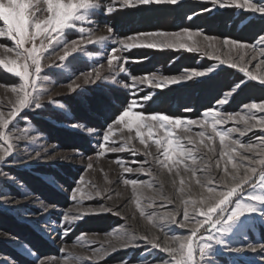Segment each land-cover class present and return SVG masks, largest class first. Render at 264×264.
Returning <instances> with one entry per match:
<instances>
[{"label": "rangeland", "instance_id": "374dc122", "mask_svg": "<svg viewBox=\"0 0 264 264\" xmlns=\"http://www.w3.org/2000/svg\"><path fill=\"white\" fill-rule=\"evenodd\" d=\"M189 1L207 2L210 5V9H212L211 11H207V13L215 11H229L232 13L234 21H238L237 33L239 32L242 38L223 36L219 34V30L212 31L199 28H184L178 31L157 30L150 32H137L133 34H123L122 32L118 34L109 22L102 20L100 17L101 15L110 16V14H99L94 17L95 23L93 25L84 26L93 29L95 38L108 37V40L106 43L96 45H90L85 41H82L80 47L84 49V51L73 54V56H77L86 61L89 64V70L80 73L72 71L71 57L73 56L68 57L66 61L62 62L60 57L63 56L64 53L62 50H59L55 44L49 48L48 52L44 53L45 58L42 60L41 76H46L42 85L46 91L40 101L43 107L50 104L53 107L68 113L66 107L60 101V98L73 95L76 91L97 83L126 88L133 95V99H137L138 102L142 104L149 101L140 99L145 94L151 93L153 96L160 91L179 87L192 82L188 81L181 84L171 85L164 87L163 89L150 88L147 83H136L133 80V77L141 78L145 75L151 74L172 77L183 74V71L168 75L159 71H154L147 74L134 75L126 65L129 61L126 57V53L131 52L134 49L145 47H131L127 50L117 52L116 55L121 57V61L114 62L113 69L109 70L107 58L110 54V49L120 48V45L113 41L125 40L128 44L149 42L160 44L162 42L172 41L175 43H185L189 46H192L193 42H196L198 51L188 53L196 54L200 59H206L208 64L206 67L199 65L194 69L204 70L209 66H214L216 70L207 77L193 80L194 84L204 85L203 82L213 79V84H207L203 86L202 89L203 91L207 88L211 89H207V92L209 93L210 91H216L219 87L220 90L214 95L218 99L226 94L227 91L226 88L223 87L226 83H220L218 77H216L221 71L227 69L234 70L241 75L240 78L243 79L241 81L244 82L242 89L238 90L233 97L230 98L229 103L223 106H218L216 100L208 109L219 107L220 110L226 112L246 111L243 109L244 104L238 107L235 111H231L229 107L230 104L231 106H234L237 97L242 94L243 88L248 87L246 89V91H248L249 89H253V87L250 86L251 84H256L261 87L264 86L260 85L258 81H249L247 77L238 70V68H228L226 65H220L218 59H211L210 57H219L221 59L232 61L238 65H243L247 67L250 72L257 75L264 74V64H261L260 68L255 67L257 63L264 60V57L259 56L252 47L253 45H256L257 48L261 47L259 45L258 37L264 35V19H260L258 14L254 18L252 14L243 13L240 10L232 8H214L210 3V0H182V3ZM38 7L43 8L44 5L40 3ZM37 15H39V13H37ZM41 19H43V17H41ZM132 22L133 21H131V23ZM255 22H257V24ZM108 27H111L114 30L111 36L108 32ZM201 28H203V25ZM245 29L252 35L244 33ZM119 32H121V30ZM160 32H191L193 35L191 39H188L186 35L179 39L174 37L138 35L140 33ZM197 32H199L200 35H195ZM79 35L78 31H72L67 38L69 40L77 39ZM205 36L214 39L206 41L204 39ZM128 37H132L133 39L128 40ZM40 39H43V37ZM224 40L236 41L240 44L248 45V47L239 48L231 45L226 46L223 44ZM39 43L40 40L38 39L37 45H39ZM0 45L12 47L13 42L6 38H0ZM150 49L158 51H184L183 49L174 50L173 48L168 47H163L162 49L159 47ZM89 53H91V55H89ZM241 55L244 56V60L239 59ZM253 56H256V59H251V62L249 63L250 58ZM0 59H16V57L14 53L6 52L3 47H0ZM19 62L22 63L23 61ZM117 63H119L120 66L125 67L127 71H118ZM94 70L99 71L101 79L96 80L93 83L91 81L95 79L96 76V71ZM4 71L7 72L6 70ZM52 71L64 73L63 75L67 76L65 77L67 80L62 83L57 82L56 79L53 78V74L50 75ZM12 75L17 79L13 84L0 81V109L5 111L11 107V102L15 101L14 94L9 88H6L5 85H15L19 83V78L14 74ZM69 84H72L73 87L79 85V88L74 92L69 87ZM233 84L234 83H231L230 85ZM125 85H128V87H125ZM248 94L249 93L244 92L240 97V100L248 98ZM50 101L56 103H50ZM254 101H264V95L255 100L246 102L245 104ZM197 105L198 102H192L190 104L192 108L190 109L193 111L195 107L197 108ZM138 109L139 108L136 110L139 111ZM35 110L36 109L26 110L21 113V116L25 117L26 113L32 114ZM192 111H185L184 115H189ZM203 112L196 117L182 116L178 118H183L185 120L198 119ZM257 115L261 116L264 115V113H257ZM71 125L73 124H66L65 126L71 130L73 129L90 136L92 148L94 149L92 154H87L85 151H80L75 148H66L51 142L36 128V126H34L27 116L24 120L18 123L17 128L20 132L22 133L24 129H28V134L25 138L14 141L16 147L13 150V155L6 158L4 162H0V264H39V260H44L45 264H62L63 259L69 254H71L72 257L79 258L91 257V259H85L84 264H120L122 260H127L129 264H136L140 253L144 251L143 247L137 249H125L120 247L123 241L117 239L119 233L127 230L138 236L147 235L149 239H155L158 243L170 245L172 244V241L169 239L170 234L176 233L182 235L191 229V224H189L187 228H181L177 225L164 222V230H161L159 227H154L149 224L145 217H141L140 211L136 207V201L139 200L141 208L146 212H156L163 215L167 211L176 209L182 214L184 205L182 203L181 195H183V198H188L189 195H191L192 198H198L202 193L206 195L204 190L195 184V180L192 178L191 174L184 172L182 166L180 168L181 176H176L175 171L172 174H169L167 169H163L155 163L153 157L158 155L155 146L153 145L150 149L152 155L146 156L144 155V146L140 145L138 140H133L129 145L130 148L134 147L135 150H137L138 154L135 156H133L130 151L104 153L102 149L97 147V145L101 143L100 137L105 133L109 125H113V122L98 129L89 128L81 123H77V125L81 126L79 128H73ZM231 126L232 124L229 122L224 127ZM239 127H242V125H239ZM86 129H93L94 131L88 132ZM199 130L200 129L198 128H193L192 132L195 133ZM113 131L115 132V135L110 137L109 143L112 140H118V143L115 146H120V144L124 142V139H121V137L127 138L129 133L126 130L121 133L119 131V126L116 125H113ZM176 134L181 137L185 135V133L180 130H177ZM262 134L264 133H261L259 129H254L244 137H239L238 133L233 135L240 138L243 142L251 141L253 143H258L256 137ZM33 136L36 137L35 140L32 139ZM145 138L147 139L146 134ZM193 138L198 139L195 136ZM184 143L186 144L187 141L185 140ZM210 147L218 149V140L214 145H210ZM37 153L40 154L39 157H37ZM98 153L102 154L98 155ZM198 154L204 155L210 162H214L216 159L215 152H208L207 149L202 147ZM117 160L121 163H116ZM133 160H147L148 163L143 166L145 168L151 166L155 173V178L139 172H123V167L121 165L132 168L140 167L139 164L132 163ZM89 164L93 165L91 169L88 168ZM211 166L213 169L212 175L217 176L220 175V169H223L224 162L221 161L220 169H216L214 163H212ZM228 167L231 171V165H228ZM28 174L32 178V182L33 180H36L37 183L43 185L45 188L41 186L39 187V185L36 187L35 185L37 183L33 182L34 185L30 183V177H26ZM199 175L202 174L198 173V176ZM81 177L84 181L83 184L78 183ZM124 178L137 179L139 181H144L145 184L137 185L134 194L133 186L125 185L123 183ZM181 178L184 180V194L178 192V189L181 187ZM148 183L152 184L151 188L146 186ZM189 186H191L190 193L188 191ZM77 187L81 188L85 194H91L92 196L91 199H83L82 205L79 207L71 199L72 190ZM43 189L47 192H44ZM96 190H99L104 198L96 196ZM109 195L111 196V199L107 198ZM162 196L167 197L173 201V203L169 204L167 200H162ZM77 199H80L79 194ZM150 202H152L154 206L152 208H147V204ZM162 204L165 205V207H160ZM101 205L113 209V211L118 214H113L112 212H100L99 214L85 215L82 219L72 222L64 221L62 218V214L64 213H67L70 216H78L83 209H98ZM189 210L191 211V208ZM155 222L157 224L160 223L159 220H156ZM65 228L70 229L67 235H64ZM82 234L86 235L82 236ZM154 235H157V237L154 238ZM230 242L233 246L239 247H244L248 243L264 242V223L254 224L246 230V236L231 238ZM139 243L143 246L145 242L139 241ZM113 247L118 250L111 252L109 255H104V250L110 251ZM62 248L65 249L64 252L60 251ZM96 248H100L101 252H97L96 255L93 256L92 250ZM29 250L35 253V255H30ZM261 254L259 248L255 253L247 250L239 254L228 253L225 251L219 252L213 257V261L214 264H264V260L260 259ZM157 256L166 257L167 254L160 253L158 250H152V253L148 256V260H153ZM37 258H39V260Z\"/></svg>", "mask_w": 264, "mask_h": 264}, {"label": "snow or ice", "instance_id": "6c2138e0", "mask_svg": "<svg viewBox=\"0 0 264 264\" xmlns=\"http://www.w3.org/2000/svg\"><path fill=\"white\" fill-rule=\"evenodd\" d=\"M42 3L43 8L38 7ZM182 3V0H0V38H6L13 42L12 47L0 45L6 52L14 53L16 59H0V67L8 73L14 74L19 78V83L15 85H5L15 96V101L11 102V107L6 111L0 109V162L13 155L16 147L14 141L23 139L28 134V129L21 133L17 128L20 121L25 117L21 116L26 110H39L43 107L41 98L45 93L43 82L46 79L41 76L42 60L45 58L44 53L49 51L52 45H56L62 50L64 55L60 60L66 61L73 54L84 51L80 47L82 41L87 44L96 45L106 43L108 37L95 38L93 29L84 25H93L94 17L99 14H112L119 9L138 8L140 6L170 5L175 6ZM213 7L219 9L232 8L240 10L243 13L252 14L255 18L258 14L260 19H264V0H210ZM212 9H205L211 11ZM39 13V15H37ZM43 17V19H41ZM247 18V17H245ZM72 31H78L80 34L77 39L69 40L67 37ZM113 29L108 27L110 36ZM86 34V35H85ZM140 36H160L181 38L186 35L191 39L193 33H140ZM195 35H200L199 32ZM43 37V39H40ZM40 40L37 45V40ZM128 40L133 39L128 37ZM206 41L214 38L205 36ZM259 45L257 48L253 45L254 51L261 57H264V35L258 37ZM120 48H111L107 58L109 70L113 69L114 62L121 61V57L116 55L117 52L127 50L131 47L145 48H173L174 50L183 49L187 52L198 51L196 42L192 46L185 43H175L172 41L157 43H135L128 44L125 40H116ZM224 45L233 47L247 48L248 45L240 44L236 41L224 40ZM28 45V46H26ZM211 46V45H209ZM91 55V53H89ZM218 59L220 65H226L228 68H238L249 81H258L264 86V74L257 75L250 72L247 67L238 65L232 61L221 59L219 57H210ZM244 60V56L239 57ZM256 59V56L250 58ZM19 61H23L20 63ZM264 64L261 60L256 64L260 68ZM102 66V65H101ZM117 70L126 72L127 69L117 63ZM214 66H209L204 70L185 69L179 76H156L155 74L145 75L141 78L133 77L136 83L147 85L150 88L163 89L164 87L185 83L188 81L199 80L209 76L215 71ZM95 79L91 82L101 79L97 70ZM243 81L234 83L229 86L226 94L217 99V105L223 106L229 103L230 98L242 89ZM72 91H76L79 85L75 87L69 84ZM128 87V85H125ZM148 101L152 99V94H145L140 98ZM50 103H56L50 101ZM143 105L137 99H132L126 103L118 117L113 121V125L119 126L122 133L125 130L129 133L127 138L120 146H115L118 140H112L110 137L115 135L113 125H109L105 133L100 137L101 143L97 145L104 153H119L130 151L133 156L137 155L134 147H129L133 140H138L140 145L144 146V155L151 156V147L154 145L158 155L153 157L155 163L167 169L169 174L175 171L176 176H181L180 168L184 172L190 173L195 180V184L204 190L198 198H183L184 205L182 214L176 209L165 212L160 215L156 212H146L141 208L139 200L136 201V207L140 211V216L145 217L148 223L154 227L164 230V222L177 225L181 228H187L189 224L191 229L184 234H170L171 245L158 243L155 239H149L147 235H136L135 233L125 230L117 235V239L123 241L120 247L125 249H137L143 247L144 251L140 253L136 264H214L213 257L219 252H228L239 254L245 250L253 253L260 249L262 253L261 260H264V242L248 243L244 247L233 246L231 238L246 236V230L256 223H264V134L256 137L258 143L243 142L233 134L238 133L239 137H244L254 129H259L264 133V115L258 116L257 113H264V101L250 102L243 105L246 111L226 112L219 107L211 108L204 111L198 119H183L171 117L163 113H144L137 111ZM185 111H192L185 108ZM19 118V119H18ZM231 122V127H224ZM242 125V127H239ZM73 128H79L80 125L73 124ZM193 128L200 129L195 133ZM177 130L185 133L183 137L177 135ZM93 132V129H86ZM19 133V134H18ZM134 133V135H133ZM147 135V139L145 138ZM198 139H194L193 137ZM36 139L35 136L32 137ZM187 141L185 144L184 141ZM218 140V149L210 147ZM207 149L208 152H215L216 159L210 162L200 152V148ZM102 153H98L100 155ZM39 157V153L36 154ZM226 158V159H225ZM221 161L224 162L223 169H220ZM116 163L120 164L119 160ZM132 163L139 164L140 167H123V172H139L155 178L152 167L145 168L147 160L135 161ZM212 163L216 169H220V175H212ZM228 165H231V171ZM92 164L88 165L91 169ZM198 173L202 174L198 176ZM230 181V182H229ZM79 184H83L81 177ZM125 185H132L135 194L136 186L145 184L144 181L137 179L124 178ZM181 187L178 189L180 194L185 193L184 180H180ZM147 187L151 188L152 184L148 183ZM95 187V186H93ZM191 192V186L188 188ZM80 199H77V196ZM96 196H102L99 190L95 192ZM91 199V194H85L81 188L77 187L72 190L71 199L79 207L83 199ZM111 199L109 195L107 197ZM162 200H167L169 204L173 203L165 196ZM152 202L147 204V208H152ZM165 207V205H160ZM191 208V211L189 210ZM100 212H112L113 209L101 205L98 209H83L80 215L70 216L67 213L62 214L64 221L72 222L80 220L85 215L99 214ZM179 217V218H178ZM159 220L157 224L155 221ZM203 230V231H201ZM70 229L65 228L64 235ZM167 234V233H166ZM86 235V234H82ZM80 239V238H78ZM139 241H144L142 246ZM118 249L113 247L104 250V255H109ZM152 250H158L160 253H166L167 256L159 260H148ZM64 252L65 249H61ZM93 256L101 252L100 248L93 249ZM30 255L35 253L29 250ZM39 260V258H37ZM85 259L72 257L69 254L62 261V264H84ZM39 264H45L44 260H39ZM120 264H129L127 260H122Z\"/></svg>", "mask_w": 264, "mask_h": 264}, {"label": "trees", "instance_id": "16d2710c", "mask_svg": "<svg viewBox=\"0 0 264 264\" xmlns=\"http://www.w3.org/2000/svg\"><path fill=\"white\" fill-rule=\"evenodd\" d=\"M205 9H210V5L207 2L189 1L175 6L154 5L126 8L125 10L116 11L110 16L101 15L100 17L102 20L109 22L118 34L122 32L123 34H133L157 30L178 31L184 28H199L212 31L219 30V34L223 36L242 38L240 33H237L238 21H234L232 13L229 11L207 13ZM131 21L133 22L131 23ZM255 23L257 24V22ZM202 25L203 28H201ZM246 29L245 31L243 30L244 33L252 35ZM120 30L121 32H119ZM126 57L129 59L126 65L134 75H142L154 71L168 75L180 73L185 69H194L199 65L206 67L208 64L206 59H200L196 54H190L186 51H158L150 48H138L126 53ZM71 65V69L75 73H80L90 68L86 61L77 56L71 57ZM51 74H53L52 76L57 82L62 83L67 80L65 78L67 76L63 75L64 73L52 71ZM240 76L238 72L227 69L221 71L216 77H218L220 83H226L223 87L227 90L231 83H239L243 80ZM15 80L17 79L12 74L5 72L0 67L1 82L13 84ZM211 83L213 84V79L203 82L204 85H196L192 81L179 87L160 91L153 95L151 100L142 103L143 107L138 110L144 113H164L172 117H196L217 100L214 95L220 90L219 87L216 91H210L209 93L207 92L208 88L204 89V91L202 89L203 86ZM250 86L253 89L246 91L248 87H245L242 90V94L247 92L249 97L240 100L242 94L238 96L234 106L230 104L229 108L231 111H235L242 104L264 95V87L256 84H251ZM132 96L126 88L97 83L78 90L73 95L60 98L68 113L47 104L41 109L35 110L32 114L26 113L25 117L27 116L34 126L51 142L92 154L94 149L92 148L90 136L73 129L71 130L65 125L81 123L89 128L96 129L107 126L118 117L126 103L133 99ZM192 102H198L197 108L195 107L189 115H184L185 108H192L190 106ZM26 177L29 178L30 175L28 174ZM29 181L32 184L33 182L37 183L36 180L32 182L31 177ZM38 185L43 187L39 183L35 186L37 187ZM43 190L47 192L45 189Z\"/></svg>", "mask_w": 264, "mask_h": 264}, {"label": "bare ground", "instance_id": "6f19581e", "mask_svg": "<svg viewBox=\"0 0 264 264\" xmlns=\"http://www.w3.org/2000/svg\"><path fill=\"white\" fill-rule=\"evenodd\" d=\"M178 233V232H177ZM176 234V233H175ZM157 237V235H154V238H156ZM170 243V242H169ZM171 245V244H170ZM152 253V252H151ZM162 258H164V256H157V257H155L154 259L155 260H159V259H162ZM151 261V260H150Z\"/></svg>", "mask_w": 264, "mask_h": 264}]
</instances>
